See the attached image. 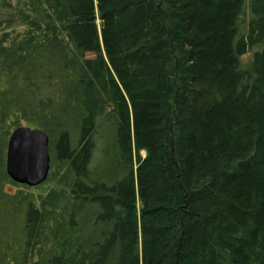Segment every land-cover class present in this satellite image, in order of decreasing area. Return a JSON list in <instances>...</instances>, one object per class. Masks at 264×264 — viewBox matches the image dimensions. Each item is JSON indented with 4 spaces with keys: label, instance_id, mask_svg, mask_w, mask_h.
<instances>
[{
    "label": "trees",
    "instance_id": "obj_1",
    "mask_svg": "<svg viewBox=\"0 0 264 264\" xmlns=\"http://www.w3.org/2000/svg\"><path fill=\"white\" fill-rule=\"evenodd\" d=\"M0 264H264V0H0Z\"/></svg>",
    "mask_w": 264,
    "mask_h": 264
},
{
    "label": "water",
    "instance_id": "obj_2",
    "mask_svg": "<svg viewBox=\"0 0 264 264\" xmlns=\"http://www.w3.org/2000/svg\"><path fill=\"white\" fill-rule=\"evenodd\" d=\"M49 137L40 129L19 127L8 142L6 170L17 184L28 187L42 185L49 177L51 155Z\"/></svg>",
    "mask_w": 264,
    "mask_h": 264
},
{
    "label": "rangeland",
    "instance_id": "obj_3",
    "mask_svg": "<svg viewBox=\"0 0 264 264\" xmlns=\"http://www.w3.org/2000/svg\"><path fill=\"white\" fill-rule=\"evenodd\" d=\"M253 54L252 53H248L247 55H245L242 58V63L245 67H247L248 64H250V61L252 60ZM142 155L144 156L145 153H142ZM43 186V185H42ZM38 187V186H37ZM41 187V186H40ZM42 188V187H41Z\"/></svg>",
    "mask_w": 264,
    "mask_h": 264
}]
</instances>
